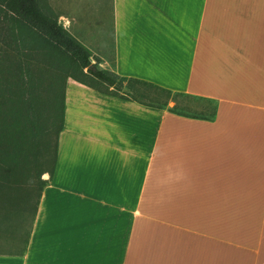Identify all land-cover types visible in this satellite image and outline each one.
<instances>
[{
	"label": "crops",
	"instance_id": "1",
	"mask_svg": "<svg viewBox=\"0 0 264 264\" xmlns=\"http://www.w3.org/2000/svg\"><path fill=\"white\" fill-rule=\"evenodd\" d=\"M112 6V52L87 48L91 64L191 103L157 109L68 80L53 178L24 249L0 264H216L217 215L249 208L255 249L240 264H264V0Z\"/></svg>",
	"mask_w": 264,
	"mask_h": 264
},
{
	"label": "trees",
	"instance_id": "2",
	"mask_svg": "<svg viewBox=\"0 0 264 264\" xmlns=\"http://www.w3.org/2000/svg\"><path fill=\"white\" fill-rule=\"evenodd\" d=\"M56 17L45 0H0V199H14L21 181L30 177L37 180L39 199L47 184L41 175L53 178L68 80L157 109L168 101L159 102L151 92L167 100L182 96L92 65L91 52ZM232 214L240 220L248 215L245 210ZM248 228L240 232L250 234Z\"/></svg>",
	"mask_w": 264,
	"mask_h": 264
},
{
	"label": "rangeland",
	"instance_id": "3",
	"mask_svg": "<svg viewBox=\"0 0 264 264\" xmlns=\"http://www.w3.org/2000/svg\"><path fill=\"white\" fill-rule=\"evenodd\" d=\"M47 5L56 14V22L66 29L76 40L83 44L96 55L111 54L113 49V6L112 0H45ZM60 17V18H59ZM96 61H91L95 64ZM97 65V64H96ZM98 66V65H97ZM99 67V66H98ZM159 102L175 99L180 103H191L187 97H175L167 100L166 96L151 92ZM52 157V154H51ZM52 165V163H51ZM51 165L46 166L49 170ZM43 180V174L41 175ZM36 179L32 177L22 180L20 191L14 199L3 197L0 199V252H13L24 249L30 233L31 220L39 196ZM223 211V210H222ZM246 219L240 220L239 216L225 214L216 217L214 236L216 239L217 256L216 264H240L244 259L240 249H255L254 228L256 209L245 210ZM233 212V210H232ZM220 216V217H219ZM227 221V222H226ZM248 224L250 234L240 232V228ZM249 239L250 241H247ZM243 241L244 244L241 242ZM136 264H141L136 262Z\"/></svg>",
	"mask_w": 264,
	"mask_h": 264
}]
</instances>
